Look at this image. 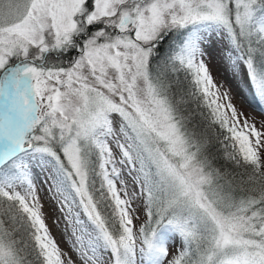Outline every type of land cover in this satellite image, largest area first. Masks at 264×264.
Returning a JSON list of instances; mask_svg holds the SVG:
<instances>
[{"label": "snow or ice", "instance_id": "6c2138e0", "mask_svg": "<svg viewBox=\"0 0 264 264\" xmlns=\"http://www.w3.org/2000/svg\"><path fill=\"white\" fill-rule=\"evenodd\" d=\"M217 47L264 112V0H0V264H75L36 169L81 264H264V121Z\"/></svg>", "mask_w": 264, "mask_h": 264}, {"label": "rangeland", "instance_id": "374dc122", "mask_svg": "<svg viewBox=\"0 0 264 264\" xmlns=\"http://www.w3.org/2000/svg\"><path fill=\"white\" fill-rule=\"evenodd\" d=\"M210 70L217 83L224 84L226 87L231 86L234 103L237 108L241 110L250 120L254 119L259 127L261 122L264 121V112L260 111L259 106L253 97V91L248 84L246 78L237 76L233 78V73L230 67H228V61L226 60L224 53L219 48H214L210 52V56L206 57ZM38 175L37 189L40 196L41 203L43 205V213L50 234L55 239L60 249L71 256L75 264H81L79 256L75 250L76 236H81L84 243L88 242V236L82 235V229L80 225L75 223L74 220H66L65 214L60 211V206L57 198L53 195L55 189L50 187L51 180L48 183H44L47 172L40 173L39 169L35 170ZM86 220V217H81ZM143 211L139 213V219L135 221L136 226L144 222ZM67 259V257H65ZM104 259L108 261V256L105 255ZM108 264H111L108 261Z\"/></svg>", "mask_w": 264, "mask_h": 264}]
</instances>
